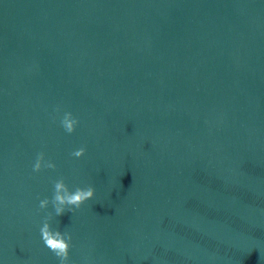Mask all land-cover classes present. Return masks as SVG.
Segmentation results:
<instances>
[{"label": "water", "instance_id": "1", "mask_svg": "<svg viewBox=\"0 0 264 264\" xmlns=\"http://www.w3.org/2000/svg\"><path fill=\"white\" fill-rule=\"evenodd\" d=\"M48 213L69 264H264V0H0V264H60Z\"/></svg>", "mask_w": 264, "mask_h": 264}, {"label": "clouds", "instance_id": "2", "mask_svg": "<svg viewBox=\"0 0 264 264\" xmlns=\"http://www.w3.org/2000/svg\"><path fill=\"white\" fill-rule=\"evenodd\" d=\"M60 111V108L56 109L58 114ZM59 122L64 131L68 134H74L80 124V120L68 111L63 112ZM86 154V147H80L71 153L74 158L78 159L84 158ZM32 169L35 173H40L46 169L55 171L57 170V165L47 158L45 152L41 151L36 155ZM53 188L54 191L52 198H44L40 200L39 208L47 210L51 204L54 207L56 217L62 216L66 212L74 213L75 210L82 208L85 204L96 197V190L93 186L89 185L85 188L77 187L72 191L62 177L53 182ZM52 220V213H48L42 222V226L40 227L42 241L46 247L56 255L60 264H69L70 252L73 247V237L70 232L54 230L50 223Z\"/></svg>", "mask_w": 264, "mask_h": 264}]
</instances>
